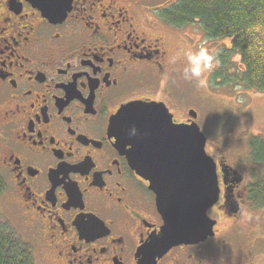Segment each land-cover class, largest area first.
<instances>
[{
    "label": "flooded vegetation",
    "instance_id": "flooded-vegetation-1",
    "mask_svg": "<svg viewBox=\"0 0 264 264\" xmlns=\"http://www.w3.org/2000/svg\"><path fill=\"white\" fill-rule=\"evenodd\" d=\"M167 6L72 0L52 21L28 0H0V192L46 244V264H141L140 247L161 231L156 194L113 123L136 101L164 103L177 124L192 119L182 54L169 62V36L183 27L161 17ZM215 161L220 200L209 211L239 223L257 211L248 183L225 157ZM209 216L214 237L155 264H236Z\"/></svg>",
    "mask_w": 264,
    "mask_h": 264
},
{
    "label": "water",
    "instance_id": "water-1",
    "mask_svg": "<svg viewBox=\"0 0 264 264\" xmlns=\"http://www.w3.org/2000/svg\"><path fill=\"white\" fill-rule=\"evenodd\" d=\"M28 1L52 21L65 18L72 4V0ZM117 117L113 127L120 126L131 145L132 166L150 182L164 221L160 233L140 247L141 264H155L175 246L214 237L217 221L208 211L220 200L219 175L196 121L197 112L190 111V123L177 124L164 103L136 101L124 106ZM230 169L224 167L223 172ZM238 175L236 180L241 181Z\"/></svg>",
    "mask_w": 264,
    "mask_h": 264
},
{
    "label": "rangeland",
    "instance_id": "rangeland-1",
    "mask_svg": "<svg viewBox=\"0 0 264 264\" xmlns=\"http://www.w3.org/2000/svg\"><path fill=\"white\" fill-rule=\"evenodd\" d=\"M143 1L151 7V13L158 14L159 8L176 0ZM176 33L170 34L169 40L176 48L177 58L182 54V68L189 67V56L195 57L199 52L197 37H207L198 24L185 26ZM209 42L220 51L231 47L230 38L210 39ZM236 67L242 69L239 65ZM232 72L235 73L236 70ZM212 74L207 89H198L194 83L186 81L188 107L198 113L197 122L207 137L208 154L216 160L225 157L228 164L240 171L247 184L253 180L254 174L264 176V165L253 163L250 150L254 137L264 139V92L237 85L216 84L212 80ZM255 209L257 211L245 210L239 223L218 211H209L219 221L217 239L226 238L232 246L226 251V255L236 264H264V209ZM2 222L11 223L23 241L32 245L35 264L48 262L46 244L35 232L27 229L16 208L0 192V224Z\"/></svg>",
    "mask_w": 264,
    "mask_h": 264
},
{
    "label": "trees",
    "instance_id": "trees-1",
    "mask_svg": "<svg viewBox=\"0 0 264 264\" xmlns=\"http://www.w3.org/2000/svg\"><path fill=\"white\" fill-rule=\"evenodd\" d=\"M161 17L173 26L198 24L207 39H231V47L220 51L221 67L212 74L216 84L237 85L264 92V55L249 54L252 43L249 28L264 24V0H176L161 10ZM239 51L242 69L231 57ZM236 70V72L231 71ZM251 158L255 165H264V139L251 141ZM252 207L264 209V176H256L247 185ZM0 264H35L31 246L24 242L9 223L0 224Z\"/></svg>",
    "mask_w": 264,
    "mask_h": 264
},
{
    "label": "clouds",
    "instance_id": "clouds-1",
    "mask_svg": "<svg viewBox=\"0 0 264 264\" xmlns=\"http://www.w3.org/2000/svg\"><path fill=\"white\" fill-rule=\"evenodd\" d=\"M248 32L252 40L249 46V54L256 55L260 53L264 55V24L253 25ZM197 40L199 41V52L195 57L189 56L190 66L184 67L181 75L185 81L194 83L198 89H207L209 87V77L221 67L222 61L218 58L220 50L212 47L206 38L197 37ZM231 60L233 64L244 67L241 63L242 56L239 51L233 53ZM176 61L177 57L173 56L169 62L175 64ZM162 83H167V76H165ZM133 132H135V129H133Z\"/></svg>",
    "mask_w": 264,
    "mask_h": 264
}]
</instances>
